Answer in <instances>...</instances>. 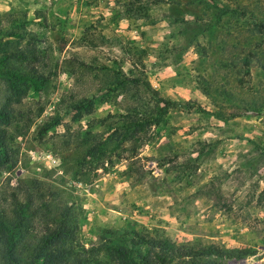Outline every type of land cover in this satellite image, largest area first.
Returning a JSON list of instances; mask_svg holds the SVG:
<instances>
[{"label":"rangeland","instance_id":"rangeland-1","mask_svg":"<svg viewBox=\"0 0 264 264\" xmlns=\"http://www.w3.org/2000/svg\"><path fill=\"white\" fill-rule=\"evenodd\" d=\"M3 48L41 77L0 62V213L29 202L28 238L66 212L80 264L146 240L264 264V0H0Z\"/></svg>","mask_w":264,"mask_h":264},{"label":"trees","instance_id":"trees-1","mask_svg":"<svg viewBox=\"0 0 264 264\" xmlns=\"http://www.w3.org/2000/svg\"><path fill=\"white\" fill-rule=\"evenodd\" d=\"M34 59L32 52L28 53L21 50L4 51L2 49L1 63H7L13 58L18 62H25L22 67V73L15 77L22 84L41 81L34 68L29 67V58ZM7 61V62H6ZM22 66V65H21ZM35 81V82H34ZM13 97L7 100V103L0 107V126L7 125L11 119L12 113L9 109V103L17 99V91L10 92ZM18 94V93H17ZM84 100L76 103L75 108H82ZM162 106L166 103L159 101ZM137 125V123H131ZM3 131L0 130V158H6V145L3 137ZM15 200V199H14ZM29 201V200H28ZM11 209V217L0 213V264H80V261L72 258L67 245L72 240V225L66 220L67 213L63 214L60 220L52 229H46L40 236L28 238L29 221L24 217V210H29L28 203L15 202ZM30 212V210H29ZM32 212H30L31 214ZM145 253L137 251L135 253V263L133 264H218L211 260L202 261L203 258L227 257L238 258L242 253L237 251H224L217 246L210 245L204 248L191 249L188 247H174L169 243L162 241L146 240ZM157 250V251H155ZM112 254L120 259V264H131V252L129 249L117 247L112 248Z\"/></svg>","mask_w":264,"mask_h":264}]
</instances>
